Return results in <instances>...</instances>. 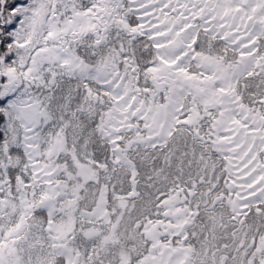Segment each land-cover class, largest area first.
Returning a JSON list of instances; mask_svg holds the SVG:
<instances>
[{"label": "snow or ice", "instance_id": "1", "mask_svg": "<svg viewBox=\"0 0 264 264\" xmlns=\"http://www.w3.org/2000/svg\"><path fill=\"white\" fill-rule=\"evenodd\" d=\"M0 264H264V0H0Z\"/></svg>", "mask_w": 264, "mask_h": 264}]
</instances>
